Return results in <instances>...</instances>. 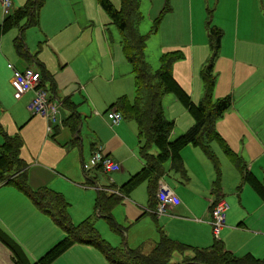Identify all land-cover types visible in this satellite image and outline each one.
I'll list each match as a JSON object with an SVG mask.
<instances>
[{
    "label": "rangeland",
    "instance_id": "rangeland-1",
    "mask_svg": "<svg viewBox=\"0 0 264 264\" xmlns=\"http://www.w3.org/2000/svg\"><path fill=\"white\" fill-rule=\"evenodd\" d=\"M24 2L12 0V9ZM110 2L115 8H121L119 0ZM153 2L155 7L151 10ZM136 3L137 14H130V20L142 41L143 59L155 72L159 69L162 52L179 50L183 58L178 62V69L180 73L185 72L184 76L192 82V92H186L194 102L204 95L202 72L212 53L208 45L207 27L218 26L223 31L221 48L213 62L211 100L230 94L232 105L216 120L214 127L241 157L246 169L264 181V0H136ZM52 4L53 22H42L38 26L27 23L23 30L27 51L39 59L45 57L49 63L55 60L54 53L49 49L52 41L62 44V53H67L64 38H61L64 33H70L71 42H80L72 30L80 29L88 37L90 28L94 30L97 25H107L110 20L95 0H52ZM3 16L0 3V22ZM61 20L62 23L59 22ZM66 20L71 24L65 26ZM41 29L54 34L49 42ZM19 33V28L15 26L0 35V119L5 124L2 126L4 131H9L19 142V159H24L26 164L39 163L49 170L45 184L40 187L59 192L67 203L72 222L77 224L88 220L113 247H141L143 252H148L158 240V227L179 242L198 248L210 246L215 236L209 223L210 206L207 199L214 196L210 182L215 178V173L212 163L197 145H185L180 151L187 182L174 171H168L162 177L181 202L179 212L158 216L150 212L153 209L148 207V183L145 179L110 208V218L118 224V230L98 213L96 189L118 191L116 187H121L129 175L144 163L139 155L143 140L138 141L137 125L134 120L123 117L117 129H110L104 117L110 102L104 100L96 105L84 95L79 98L78 106L82 113L80 140L71 142L68 128H63L60 122L56 136L54 130L48 132L47 120L32 116L28 109L31 92L15 99L12 86L7 83L8 72L11 71L6 65H21L13 46V39ZM98 52L92 44L85 45L82 51L89 63H94L92 72L101 69L100 56H96ZM45 83L49 84L47 80ZM178 106L184 107L181 102ZM169 110L178 118L173 122V127L177 122L182 123L189 114L185 107L184 111H180L169 106ZM205 138L206 134L203 136ZM97 139H101L103 146L119 163L118 171H82L81 159L88 161L89 146L99 141ZM210 148L219 163L221 193L228 205L224 228L217 238L237 256L250 252L264 257V200L248 182L242 180L239 170L215 141L210 143ZM18 165L13 163L14 168H18ZM167 167L168 163L165 164L166 170ZM91 178H94V184ZM12 191L13 195H6L12 199V205L0 211L4 225L0 230L17 244L27 261L33 264L45 251L42 248L45 242H55L53 239L57 240L65 233L49 215L37 209L22 191ZM215 199L218 197L215 196ZM143 211L146 212L141 215ZM195 218L202 221L193 222ZM91 248L93 254L81 248L69 252L66 249L52 264H108L98 250ZM182 261L184 256L177 252L170 259V263Z\"/></svg>",
    "mask_w": 264,
    "mask_h": 264
},
{
    "label": "trees",
    "instance_id": "trees-1",
    "mask_svg": "<svg viewBox=\"0 0 264 264\" xmlns=\"http://www.w3.org/2000/svg\"><path fill=\"white\" fill-rule=\"evenodd\" d=\"M95 1L107 14L110 23L115 25L121 34L124 57L131 64L134 75L135 96L133 102L130 103L126 97L122 96L110 105H115L117 110L123 114V117L135 121L138 141L143 140L142 145L139 146V153L144 160L143 166L119 187L122 194L128 193L140 181L147 179L148 207L154 209L157 202L158 180L164 172L166 163H168L170 170L179 173L184 180H187V173L183 166L180 151L185 145L192 144L199 146L212 163L215 178L211 182V193L219 196L221 192L219 163L210 148V143L215 141L233 166L239 170L242 180L248 182L264 200V181H260L246 169L241 157L231 149L214 127L216 120L222 117L232 105L230 94H225L215 101L211 100V91L214 85L213 62L219 51L223 36L222 30L213 25L207 27L208 45L212 53L202 72L205 85L204 95L198 102H194L172 73L173 64L183 58L179 50L162 52L159 69L155 72L143 59L142 41L136 34L134 27L131 26L130 20V14H137L136 0H120V9L115 8L110 0ZM42 3L43 0H27L22 7L14 10L11 14H6L0 23L1 35L11 27L18 26V23L24 20L25 23L22 26L19 25L22 28L15 38L16 51L22 57H27L23 42V29L27 23L37 24L36 11L39 10ZM43 73L44 69L41 66L42 84L45 83ZM166 93H173L193 119V124L173 140L169 138L173 129V121L165 117L161 107L162 96ZM72 117L73 121L70 125L72 127L78 126L80 120L77 113L74 112ZM204 134H206L205 139H203ZM18 146L19 142L16 137H7L0 146V182L10 183L21 190L40 211L49 215L55 224L65 232L64 237L50 247L33 264H49L76 243L93 246L111 264H264V258L255 257L250 253L243 256L235 255L227 250L222 241L216 237H214V241L210 246L198 248L170 238L161 229H158V240L148 252H143L140 248L122 249L112 247L88 220H83L77 224L71 221L67 211V203L60 193L45 187L32 190L28 187L24 174H17L19 175L18 178L15 177L17 175L12 174L15 169L12 167L14 162L11 163V159L17 155L15 150ZM152 147L157 150L155 155L150 153ZM98 190L96 197L98 213L108 220L112 228L118 230V224L110 218L109 210L119 198L113 194L106 196L105 192L101 189ZM0 241L10 250L14 264H29L17 244L1 230ZM186 251H192L193 255L180 263H170L174 252L183 255Z\"/></svg>",
    "mask_w": 264,
    "mask_h": 264
},
{
    "label": "crops",
    "instance_id": "crops-1",
    "mask_svg": "<svg viewBox=\"0 0 264 264\" xmlns=\"http://www.w3.org/2000/svg\"><path fill=\"white\" fill-rule=\"evenodd\" d=\"M26 1L27 0H25V2ZM87 1L89 2V0H87ZM10 2H11V5H10L11 10H9V14H11L14 10L18 9L19 7H22L25 4V2H24L23 5L15 8V9L14 8L12 9V7H13L12 0H10ZM0 3H1V0H0ZM119 3H120V0H119ZM1 7H2V3H1ZM154 7H155V3L153 2L151 10H153ZM51 8H53L52 0H43L41 7L39 8V10L36 11L37 20H38V22L36 24L37 26L42 22H47V23L53 22V18H55V17H53V15L51 13L52 12ZM2 12L5 16L6 14L4 13L3 8H2ZM4 16H3V18H4ZM3 18L1 20H3ZM59 22L62 23L63 20H61ZM23 23H25L24 20H21L18 23V26H16V27L19 28V30H20ZM68 24H71V21L66 20L65 26H67ZM19 25H21V26H19ZM41 31H42V35L45 37V39L48 42H49V39H51L54 36V34L50 33L47 30L41 29ZM72 32L75 34L76 38H79L81 41L80 42H71L69 39L70 33H68V32L64 33L61 36V38L62 37L64 38V42H65L66 47L68 49L67 53H62L63 52V45L62 44L53 43V41H52V43H50L49 49L51 50V53L52 52L54 53L55 60L52 61L51 63H49V61L47 59H45V57H42L41 59L37 58V56L35 54H31L29 51H27V49L25 51L27 54V57H22V56L18 55V52L16 51V47H15V40H16L15 38L18 36L17 35L13 39V46H14L15 53L17 54L18 58L21 61V65L17 64L16 66L15 65H11V66L13 68L19 69V70H22L26 67H33L37 72H39V74L41 72V66H42V68L44 69V73H43L44 79L43 80H44V82H45V80H47L49 82L48 85L46 83H44V84L47 87H49L50 93H52L53 98L55 100H57V102L60 106L59 109H60L61 126H63V128H68L69 134L72 138L71 142L75 140L77 143V141L80 140V138H79L80 123L78 126L75 125V127H72L70 125V123L73 121L72 115L74 112L77 113L79 120H80V116L82 115V113L78 110V106L80 104L79 98H82L84 95H86L85 97H87L88 99H92L93 103L96 105H98L100 102H102L104 100H105V102H110V105H111L119 97L124 96L129 100L130 103H132L133 102L132 98H134L132 96L133 95L135 96V86H134L133 69L131 67V64L128 63L124 57L122 36L119 33L118 29L115 27V25L110 23V20L107 22V25H105V24L97 25L94 30L90 28V30L88 32V35H89L88 37L86 36L87 33L86 34L81 33L80 29H76L75 31L72 30ZM22 35H23V33H22ZM221 41H222V38H221ZM87 44L88 45L92 44V46L94 45L99 50V52L97 53L96 56H100L101 69H99V70L97 69V71H94V72H92V67H93L94 63L90 64L88 59L82 55V51H83L85 45H87ZM220 48H221V43H220L219 50H220ZM164 50H166V47L164 48ZM97 62H98V59H97ZM178 62H179V60L173 64V76L185 91H187L188 93H191L192 90H190V88L192 87V82L187 79V76H184L185 72L180 73V71L178 69V65H179ZM8 65L9 64L6 65V68L8 70H10L11 73L8 72L9 75L7 78V83L11 84V86H12L13 97L15 99H20L21 97L26 95V93H28V92L24 93L20 90V88L18 87V85L16 84V82L13 78L12 68H10ZM183 71H185L184 67H183ZM194 75H195V73H194ZM189 76H190V78L192 77L191 75H189ZM31 94H32V92H31ZM170 95H173V96H170ZM178 103H180V102L178 101V99L176 98V96L173 93H166L162 96V99H161L162 111H163L165 117L169 120H172L173 122L177 121L178 118L174 115L173 111L170 112L169 106H174V107H176V109H178L180 111H184V107L179 108ZM106 104H108V103H105V105ZM110 105L106 108L105 112H108L110 110H117V107L115 105H113V106H110ZM95 109L97 110V107ZM182 113L184 114V112H182ZM34 115H37V116L43 118L44 120L46 119V118H44L38 114H32V116H34ZM70 117H72V118L68 119ZM104 117L107 119L106 123L110 129H113V128L117 129L120 126V123L122 121L121 120L116 125H111L110 120L107 118V113H106V116H104ZM46 122H47V126L49 125L51 127V131L54 130V135L56 136V134L58 133L57 126L59 123H49L48 120ZM192 124H193L192 117L189 114L186 115V118L182 123L177 122L176 125L173 127L172 132H171L170 137H169L170 140H173L177 135L183 133ZM2 126H5V124H4L3 120L0 119V146L4 143V140L7 137H12V135H10L9 131H7V132L4 131ZM51 131H48V132H51ZM97 140H99V141H96V143L90 144L89 154H91V151L94 148L101 145L103 153L112 158L110 151L103 146L101 139H97ZM82 147H83V145H82ZM18 150H19V148H17L15 150V152H17L16 153L17 155L15 157H12L14 155L11 156L12 157L11 163H13V162L19 163L18 168H14L13 164H12V167L15 169L14 172L12 171L13 172L12 174L13 175L24 174L25 175L24 178L26 180V183H27L28 187L32 190H37V189L41 188L40 186L45 184L46 178L49 175V170L39 163H35V162H31L30 164L24 163V159H19V157H18ZM150 153L155 155L157 153V150L155 148H154V150L150 149ZM6 154H8V153H6ZM139 155H140V153H139ZM82 161H83V159H81V163H82ZM139 170L140 169H138L134 173H131L129 175V177L132 176L133 174H135L136 172H138ZM29 171H30V175H29ZM168 171L173 172V170H170L169 167H167V170H166L165 165H164V172L160 176L158 182L160 181L164 184H167L162 179V177L164 176L165 173H168ZM85 173H87V172H85ZM15 177L18 178L19 175L15 176ZM183 180H184V178H183ZM187 180H188V176H187ZM187 180H184V181L187 182ZM212 180H211V182H212ZM211 182H210V186H211ZM91 183L94 184V178H91ZM12 189L14 191H17V192L19 191V189L17 187H15L14 185H12L10 183L5 184V183L0 182V211L5 210L8 206L12 205V199H10L6 196L7 193H10L11 195H13ZM116 189L119 191V193L111 192V190H106L105 188H101V191L105 192L106 196L113 194L114 196L118 197L119 200H121V199H124L126 196H128V193L133 188L128 193H125V194H122V191L120 190V188L116 187ZM96 190H97V192L99 191L98 189H96ZM57 193H59V192H57ZM181 193H183V192H181ZM216 197H218V198L220 197L223 199V194L220 192V195L216 196ZM213 198L215 199V195L210 200L207 199L209 202V206L211 203L210 201ZM181 209H182L181 202H179V204L177 206L172 207L166 213H168V214H170V212L171 213H173V212L177 213ZM145 212L146 211H143V213L141 215H143ZM153 216H155V215H153ZM157 218L158 217L156 216V219ZM200 220L202 221V219L195 218V219H193V222H200ZM0 227H2V228L4 227L2 220H1V217H0ZM222 228H224V226ZM222 228L220 229V231L222 230ZM158 229H161L162 231H164L161 227H158ZM164 233L166 234L165 231H164ZM62 236H64V235H62ZM62 236L60 238H57V240L59 241L60 239H62ZM167 236H169V235H167ZM170 238H172V237H170ZM172 239H174V238H172ZM53 240H55L56 243L58 242L56 239H53ZM213 241H214V239H213ZM55 242L52 240L45 242L42 245L43 250L47 251L50 247H52L54 245ZM180 243H182V242H180ZM222 243H223V241H222ZM183 244H185V243H183ZM75 245H77V246H75ZM187 245H189V244H187ZM223 245L227 250L231 251L230 249H228L225 246L224 243H223ZM91 247H93V246L83 244V243H80V244L76 243V244H73L70 246V248L68 249V252L72 251L76 248H81V249H84L86 252H90L93 254V252H91L92 251ZM139 248L141 249V247H139ZM96 250H98V249H96ZM231 252L234 253L233 251H231ZM43 253H42V255H43ZM247 253H250V252H247ZM188 254H190V256H192L193 252L192 251H186L182 255V256H184V259L190 257ZM250 254H252V253H250ZM253 256H255V255H253ZM255 257H257V256H255ZM260 258H264V257H260ZM53 261L50 262V264H52ZM106 261L108 264H111L110 262H108L107 259H106ZM74 262L78 263L76 261H74ZM0 264H14V262L11 258L10 250L1 241H0ZM29 264H31V263H29Z\"/></svg>",
    "mask_w": 264,
    "mask_h": 264
},
{
    "label": "built area",
    "instance_id": "built-area-1",
    "mask_svg": "<svg viewBox=\"0 0 264 264\" xmlns=\"http://www.w3.org/2000/svg\"><path fill=\"white\" fill-rule=\"evenodd\" d=\"M2 8L5 14L9 13L11 2L10 0H1ZM12 68L13 78L24 93L32 92V98L28 105V109L32 114H38L49 123L60 122V109L57 100L53 98L49 88L41 83V76L33 67H26L22 70ZM107 118L110 120L111 125L118 124L123 115L117 110H110L107 112ZM47 130L51 131L48 125ZM81 167L83 172H88L93 169H99L104 173H112L120 169L119 163L110 156L103 153L102 147L97 146L91 151L88 161H82ZM111 192L119 193L116 190ZM156 205L153 210H150L155 215H162L168 212L174 206L179 204L178 197L174 194L173 190L162 182H158L156 190ZM228 209L227 203L222 198L214 199L210 203V225L214 236L217 238L220 229L224 226L225 212Z\"/></svg>",
    "mask_w": 264,
    "mask_h": 264
}]
</instances>
